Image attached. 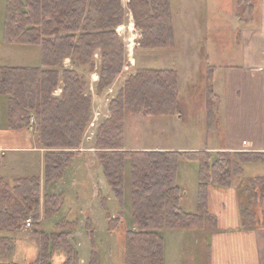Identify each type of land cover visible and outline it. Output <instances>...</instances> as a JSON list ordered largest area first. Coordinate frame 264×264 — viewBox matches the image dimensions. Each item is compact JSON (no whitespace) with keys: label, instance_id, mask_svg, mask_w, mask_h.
I'll list each match as a JSON object with an SVG mask.
<instances>
[{"label":"trees","instance_id":"obj_1","mask_svg":"<svg viewBox=\"0 0 264 264\" xmlns=\"http://www.w3.org/2000/svg\"><path fill=\"white\" fill-rule=\"evenodd\" d=\"M134 27L141 33L144 49H168L175 45L173 16L169 0H130ZM122 0H7L4 16V43L39 46L37 67L0 68V96L7 98L8 127L31 130L43 159L44 186L61 181L80 150L85 131L92 120L91 94L80 68L93 66L100 58L97 96L110 89L122 75L126 48L119 28L127 22ZM70 60L73 68H66ZM92 67V68H93ZM78 69V70H77ZM92 72V71H89ZM58 89L61 95L53 94ZM212 94V93H211ZM213 97L214 94H212ZM178 73L173 70L131 71L123 88L109 104V118L96 136V157L104 178L122 204L125 198V170L131 166L132 214L135 231L126 234V264H164L165 245L160 232H219L218 219L209 212V188L232 187L244 165L264 163V153L208 151L159 152L125 151V119L130 115L181 117ZM34 119L35 124L31 122ZM209 119V117H208ZM197 168V207L193 214L181 208L178 183L179 163ZM40 176L23 177L0 193V262L12 254L10 230L33 218L31 242L38 257L28 264H78L69 238L67 219L60 220L47 234L41 220L51 221L65 207L62 196L45 195L41 204ZM249 197L248 205L238 200L241 230L264 228V176L240 186ZM107 207L106 202H103ZM256 208L258 212L254 209ZM250 209V210H249ZM108 231L115 233L119 218L106 215ZM91 231L92 225L87 222ZM92 252L89 264H98L94 233L90 232ZM1 264V263H0Z\"/></svg>","mask_w":264,"mask_h":264},{"label":"rangeland","instance_id":"obj_2","mask_svg":"<svg viewBox=\"0 0 264 264\" xmlns=\"http://www.w3.org/2000/svg\"><path fill=\"white\" fill-rule=\"evenodd\" d=\"M129 3L130 0H122V5L128 13L127 22L125 26L118 30L126 48V63L122 75L117 78L115 84L106 90L102 96H97L96 85L100 68L99 56H95L93 68L89 66L78 70L79 75L87 82L86 92L91 94L93 98L92 120L96 123L95 127L99 129L103 121L109 118V104L123 88L132 70H172L174 66L181 69L179 83L181 80L182 86V95L180 97L182 119L178 123L179 126L176 125V130L172 133L174 138L167 132L168 124L161 123L163 122L161 117L130 115L125 119L124 143L125 141L126 143L123 148L128 151H146L158 145L165 146L164 139L167 138L168 140L171 138L174 141L177 138L178 142L175 141L176 144L186 147H202L203 149L206 147L226 146L225 126L220 117L221 112L222 114L225 113L223 93L224 96L226 94L222 78L226 74L229 76L234 75L236 69L242 66L245 46L243 30L247 27V24L251 28L258 25L257 13L260 0H176L173 4V9L171 3L170 8L177 26V40H175L177 45L168 49H156L155 51L139 47L142 36L134 27L133 16L128 8ZM5 6L6 1L0 0V40L3 32L2 21L5 15ZM132 25L134 27L133 30H131ZM131 46L133 49H131ZM175 46L178 52L176 56L171 54ZM8 49L15 50L17 66L37 67L40 65L39 60L42 53L39 46L11 45ZM132 59H134V62L131 61ZM213 66L216 68L213 69ZM213 76L216 80L215 88ZM231 76H225L224 79L228 86L231 83ZM61 93L62 90L58 89L53 95L58 98ZM218 96L222 98L223 102ZM0 104H2V101ZM33 123L35 124L34 119L31 125ZM81 148L85 153H83L84 155L81 153V158L73 160L74 162L70 167L69 180L54 183L56 185L52 194L50 193L51 195L64 197L63 201L66 195L70 198L73 197L72 205L69 200H66L67 205L56 219L47 221L49 223H45L42 220L41 229L45 233L51 234L60 220H69L68 218H70L75 221L73 227L77 226V228L74 227L73 229L68 227V231L72 234L69 241L77 253L78 264L90 263L92 252L91 231L94 233L98 264H125V237L128 232L133 231L131 166L129 163L126 166L125 198L121 204L107 184L102 167L97 165V151L92 152V150H97L96 139L88 143L83 137L80 150ZM211 154L213 156L216 155V151L211 152ZM191 166L195 171L196 166L194 163H191ZM188 171L191 173L190 170ZM244 171L243 175L234 177L230 189H220L222 190L220 194L234 197V200H237V204L238 200H242L245 203L244 205L247 206L249 197L247 194H243L240 186L247 187L250 178L264 176V163L245 164ZM179 186H181L180 183ZM183 187L189 191L187 198L192 200L196 184L190 185L189 181L186 180L183 182ZM46 194H48L46 189H42V197ZM227 197L219 198L221 200L215 199L213 210L220 211L225 209V207L221 206L230 203ZM103 202H106L107 207L104 206ZM68 203L70 206L69 211L65 213ZM254 209L258 212L256 208ZM86 210L89 215L93 214L96 221L94 225L90 222L88 214L86 213L85 215L84 212ZM107 214L122 220V224L119 225V229L115 233L108 231ZM30 219L33 220L32 217ZM87 222L92 225L91 231L87 228ZM25 224L26 221L15 228L14 231L12 229L10 233L6 234L13 240V250L8 261L14 264L31 263L34 261L35 253H37L36 247L31 242V228L27 229ZM256 231H262L261 237L264 240V228L247 230V232H252V234ZM162 232L167 242L166 264H177L178 250L182 253L183 258L187 260L185 261L187 264H191L190 260L193 264L195 260H192V258L196 259V264L201 262L203 256L199 249L200 244L196 245L194 243L196 250L194 247L190 249V252L193 253L191 256L186 250L187 248L182 249V246L174 244L176 240L171 236L177 234L178 231L172 232L164 229ZM198 232L199 230L194 234L197 240L201 236ZM190 244L187 239L184 245ZM26 259L27 262L25 261ZM59 260L61 261L62 259L60 258ZM59 260H57V264L62 263Z\"/></svg>","mask_w":264,"mask_h":264},{"label":"crops","instance_id":"obj_3","mask_svg":"<svg viewBox=\"0 0 264 264\" xmlns=\"http://www.w3.org/2000/svg\"><path fill=\"white\" fill-rule=\"evenodd\" d=\"M7 1V0H5ZM176 0H170L171 7L173 9V4ZM173 14V12H172ZM5 16V15H4ZM1 20V19H0ZM252 20V19H250ZM258 25L256 27H247L243 30L244 34V51H243V62L241 68H237L234 75L231 76V83L224 82L225 76H223V86L224 92L226 94L224 97L225 113L221 112L222 123L225 126V139L226 146H214V147H186L176 144L171 138L168 140L164 139L165 146L158 145L153 147V149H144L146 151H159V152H190V151H208V152H230V153H245V152H262L264 153V0H260V6L257 13ZM249 22V21H248ZM3 32L1 34L0 40V68H14L21 67L16 65L15 50L8 49L11 45L4 43V19L2 21ZM173 25H174V37L176 38L177 26L173 15ZM120 35V34H119ZM175 45H177L175 43ZM155 51V50H152ZM161 51V50H157ZM173 55H177L178 52L175 48L172 49ZM199 55V54H196ZM41 61V57L40 60ZM66 68H73L71 66V61H66ZM31 67V66H24ZM173 71L178 73V83L180 78V68L172 67ZM213 69L216 67L213 66ZM78 70V69H77ZM171 70V69H165ZM227 70V69H226ZM229 71V70H228ZM226 73V72H225ZM215 82L213 76V85L215 88ZM228 87V88H227ZM180 97L182 95L181 80L179 83ZM219 97V96H218ZM221 102L222 98L219 97ZM0 193L4 186L12 185L17 179L23 177L40 176L41 178V194L42 189H46V192L51 195L56 184L50 187L44 186V173H43V159L46 150L39 149L34 142V136L31 130H11L8 127V116H7V98L0 96ZM181 102V101H180ZM182 106V104H181ZM181 117L174 118H161L162 124H168L169 128L167 132L174 138V131L176 130V125L180 122ZM179 126V125H178ZM126 143V141H125ZM124 143V144H125ZM217 147V148H216ZM125 151L126 148H124ZM97 150H92L96 152ZM85 151L81 148L75 154V159L81 158ZM84 155V154H83ZM74 162V161H73ZM72 162V163H73ZM97 165L100 166L99 162ZM94 162V163H96ZM71 163V165H72ZM179 174L178 180L181 184V190L183 192L181 208L185 213L193 214L197 207V180L198 173L197 168L195 171L192 169L191 163L181 161L179 163ZM70 165V167H71ZM94 165V164H93ZM130 165V164H129ZM66 171L63 179L69 180L71 169ZM101 168V167H100ZM131 169V167H130ZM191 173H189V171ZM189 181L190 185L196 184V190L193 192L192 200H189V191L183 187V182ZM59 181V183L61 182ZM105 184V183H104ZM222 190L210 187L209 188V210L210 213L218 219L219 232L211 235H205L203 231H199L201 234L200 238L197 240L194 234L196 231L183 232L179 231L177 234L171 237L175 238V245L182 246V249H186L188 253L192 256L193 253L190 252L192 247L200 244L199 249L202 253V260L198 264H264V240L262 239V231H256L254 234L252 232L242 231L240 223V215L237 207V200L234 197L222 196L220 194ZM51 193V194H50ZM45 196V195H44ZM43 196V197H44ZM41 199V204H43L44 198ZM65 206L69 200L70 204L73 197L65 196ZM229 198L230 203L228 205H222L225 207L220 211L213 210V205L215 199L221 200L219 198ZM64 198V197H63ZM187 198V199H186ZM43 200V201H42ZM233 204V205H232ZM72 205V204H71ZM69 203L65 213L69 211ZM191 207V208H190ZM193 208V209H192ZM88 214V218L92 224H95V218L93 214L84 212ZM71 222L70 218H68ZM68 220V221H69ZM45 223H49L45 221ZM20 228V227H19ZM42 228V220H41ZM108 228V224H107ZM13 229L12 231H14ZM18 230V229H17ZM135 231V228L132 229ZM11 231V233H12ZM174 232V231H172ZM10 233V231H9ZM15 233V232H14ZM72 235V234H71ZM160 236L164 239L165 253H164V264H166V254H167V242L165 240V235L160 232ZM0 237L2 235L0 234ZM75 237V236H72ZM70 239V238H69ZM189 240L190 245L185 246V242ZM196 245H195V244ZM30 247V246H29ZM36 250V249H35ZM196 250V248H195ZM195 253V252H194ZM201 256V257H202ZM37 253H35V258ZM126 257V256H125ZM34 258V260H35ZM193 264H196V259ZM185 258H183L182 253L177 252V264H187ZM1 264H14L7 260H1ZM83 263V262H82ZM190 263L192 264L191 260ZM126 264V258H125Z\"/></svg>","mask_w":264,"mask_h":264},{"label":"built area","instance_id":"obj_4","mask_svg":"<svg viewBox=\"0 0 264 264\" xmlns=\"http://www.w3.org/2000/svg\"><path fill=\"white\" fill-rule=\"evenodd\" d=\"M95 124H96L95 121L92 120V121L89 123V125H88V127H87V129H86V131H85L84 139H85L88 143H90V142H92V141H94V140L96 139V136H97V129H98V128L95 127V126H96ZM32 125H34V123H33ZM32 225H33V220H32V219H28V220L26 221L25 227L28 229V228H31ZM25 261L27 262V259H26Z\"/></svg>","mask_w":264,"mask_h":264},{"label":"bare ground","instance_id":"obj_5","mask_svg":"<svg viewBox=\"0 0 264 264\" xmlns=\"http://www.w3.org/2000/svg\"><path fill=\"white\" fill-rule=\"evenodd\" d=\"M133 29H134V27H133V25H132V26H131V30H133ZM131 49H133L132 46H131ZM131 61L134 62V59H132ZM96 78H97V76H96Z\"/></svg>","mask_w":264,"mask_h":264}]
</instances>
